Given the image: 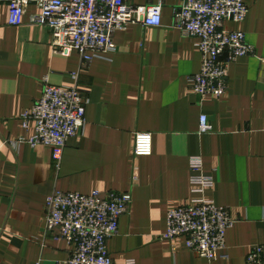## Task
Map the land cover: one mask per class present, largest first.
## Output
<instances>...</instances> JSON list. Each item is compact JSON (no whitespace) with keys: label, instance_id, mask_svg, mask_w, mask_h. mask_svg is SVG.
Wrapping results in <instances>:
<instances>
[{"label":"crops","instance_id":"0c3cea01","mask_svg":"<svg viewBox=\"0 0 264 264\" xmlns=\"http://www.w3.org/2000/svg\"><path fill=\"white\" fill-rule=\"evenodd\" d=\"M163 2L161 25L138 22L116 31L113 61L85 64L76 51L57 53L52 30L31 23L35 4L15 26L0 0V264H69L72 247L45 231L46 199L56 190L132 193L107 243L114 264H244L251 247L264 244V0H246L245 21H225L245 33L256 55L231 66L221 98L192 91L201 53L175 25L178 0ZM45 82L77 85L88 99L87 123L60 161L47 146L5 143L30 134L21 117ZM203 115L209 132L200 129ZM140 132L153 134L150 156L134 153ZM194 156L215 180L207 197L236 220L216 261L188 250L183 238L176 250L163 238L168 210L192 198Z\"/></svg>","mask_w":264,"mask_h":264},{"label":"built area","instance_id":"2783aa9c","mask_svg":"<svg viewBox=\"0 0 264 264\" xmlns=\"http://www.w3.org/2000/svg\"><path fill=\"white\" fill-rule=\"evenodd\" d=\"M9 5V24L24 22L28 7L38 12L31 23L52 30V44L57 53L76 51L89 64L96 59L113 61L117 51L113 35L138 22L147 27L159 26L163 20V0H149L135 6L133 0H5ZM249 14L246 0H178L174 22L185 35L194 37L201 53V67L190 78L192 91L199 96L221 98L227 92L231 66L241 57L256 55L242 30H229L225 21H245ZM260 60L264 64V57ZM88 99L77 85H53L45 82L42 95L22 114V126L30 134L5 143L14 149L27 143L51 148L55 160L62 159L68 141L81 133L87 123ZM200 129L212 126L201 116ZM134 153L139 157L153 153V134H136ZM192 198L167 212V229L163 236L173 250L183 238L185 247L199 257L216 261L223 255L226 236L236 220L229 209L207 197L214 177L205 175L203 160L194 156L190 162ZM132 193H90L56 190L46 199L45 231L63 239L72 247L69 264H114L108 240L119 232V219L127 213ZM244 264H264V244L251 247Z\"/></svg>","mask_w":264,"mask_h":264}]
</instances>
